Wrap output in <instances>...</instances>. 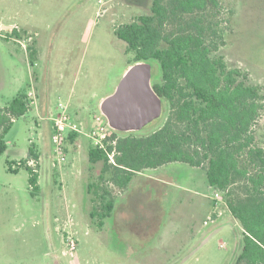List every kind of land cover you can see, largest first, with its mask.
<instances>
[{"label":"rangeland","instance_id":"rangeland-1","mask_svg":"<svg viewBox=\"0 0 264 264\" xmlns=\"http://www.w3.org/2000/svg\"><path fill=\"white\" fill-rule=\"evenodd\" d=\"M220 3V10L210 8L205 14V20L223 35V39L208 37L217 45L214 53L222 54L229 67L239 68L247 83L264 88V0ZM152 5L153 0H0V34L13 27L2 28L1 22L21 29L10 32L19 43L11 44L16 54L10 60L3 49L9 45L0 37V84L2 78L9 81L20 74L13 63L21 68L25 51L33 77L34 62L40 63L41 72L39 88L33 81L27 87L34 92L31 109L15 120L5 137L9 151L0 157V264L239 263L244 229L224 196L218 206L221 217L207 218L217 207L206 164L198 168L171 162L120 187L112 181V170L104 172V162L89 160L95 118L105 116L101 101L115 91L135 62V52L116 31L150 14ZM149 62L152 84L161 82L160 63ZM46 87L52 113L63 103L73 118L84 122L83 132L80 138L71 133L66 137L67 160L50 175L39 165L42 178L33 190L29 171L17 164L32 145L40 154ZM13 96L8 93L5 98ZM170 113L171 105L163 99L162 116L130 133L147 135L161 127ZM255 130L256 143L264 148V110ZM31 139L39 145H30ZM45 141L56 160L52 138L46 136ZM245 159L241 161L246 165ZM11 165L17 170L11 171ZM107 200H113L114 209L102 219ZM95 211L98 215L93 216ZM71 235L77 243L74 251L67 244Z\"/></svg>","mask_w":264,"mask_h":264},{"label":"trees","instance_id":"trees-1","mask_svg":"<svg viewBox=\"0 0 264 264\" xmlns=\"http://www.w3.org/2000/svg\"><path fill=\"white\" fill-rule=\"evenodd\" d=\"M210 8L220 10V0H153L150 14L118 28L117 36L135 52L134 63L153 59L160 63L162 80L153 87L169 102L171 113L147 135L118 136L115 163L95 146L89 150V160L104 162V172L112 170V181L120 187L146 168L171 162L206 164L209 185L223 191L229 210L244 229L239 263L263 264L264 148L256 143L255 126L264 110V88L247 83L239 68L229 67L222 54L214 53L217 45L208 37L223 39V35L205 20ZM30 109L25 92L0 107V157L8 148L5 137L15 120ZM38 159L32 145L29 157L18 165L29 171L33 190L39 187V176L29 161ZM113 209V200H107L100 217H108Z\"/></svg>","mask_w":264,"mask_h":264},{"label":"water","instance_id":"water-1","mask_svg":"<svg viewBox=\"0 0 264 264\" xmlns=\"http://www.w3.org/2000/svg\"><path fill=\"white\" fill-rule=\"evenodd\" d=\"M109 125L124 133L142 129L163 113V99L152 84V65L138 61L121 78L115 91L100 104Z\"/></svg>","mask_w":264,"mask_h":264},{"label":"crops","instance_id":"crops-1","mask_svg":"<svg viewBox=\"0 0 264 264\" xmlns=\"http://www.w3.org/2000/svg\"><path fill=\"white\" fill-rule=\"evenodd\" d=\"M14 25L15 24H13V23H4V22H1V27L2 28H8L9 29L10 27H12ZM10 32L11 31H8V34L9 35L6 34V35H3L2 36L0 34V37L5 40V43L7 45H9L8 46L9 48H7V46L3 45V47H4L3 49H5V51H7V55H8V59L9 60L12 59V58H14V54H16V50H15L16 48L13 47V46H11V44H13V43L19 44L17 42L18 40L15 37H13V35ZM26 56H28V55H27V53L25 51V58H23V60H22L23 63L21 65V68L16 63H13L14 66H15V68L17 70L20 69L19 70V72H20L19 75L13 76L12 79L9 80V81H7V79L5 80V79L2 78V82L0 84L1 85L0 86V101H3V99H4L6 102L3 103V104L0 103V107L6 105L10 100H12L15 96H17L19 93H21L23 91L26 94H28L30 92L29 91L30 89L27 88V87L31 84L32 81H33V85H36L37 84V87L39 88V85H40V74H41L40 68H39V64L40 63L38 64V62L35 60L36 62H34V71H33L34 77H33L32 72L29 71V63H28V59L26 58ZM34 79H35V82H34ZM45 79H46V77H45ZM25 85H26V87L24 88ZM38 88H37V90H39ZM48 89H49V87H46L45 89H43L44 98L46 97V100L43 101L44 103H43V108L41 110V119L43 120V125L44 126L46 125V127L43 128L42 146L39 145L36 141H34L32 139L30 140V145L32 143H36L37 145H39V148L38 147L37 148H38L40 154H39V159L37 161H35V163H36V170L38 171L39 165H42L43 172L46 175H50L51 172H52V170L56 168V167L53 166V161L54 160L52 158V148H50L49 146H47L46 145L47 141H45V137L46 136H48L50 138L51 135H52V120H51V117H52V108L48 104V96H49V95L47 96V90ZM8 93H13V95H14L10 100H9V98H5ZM41 96L42 95L40 94V97ZM75 120L84 123L81 120H77V119H75ZM78 134H79V138H80L82 135H81V133H78ZM29 149H30V147L25 152H23L22 156L19 158V163L17 164V166L23 160H25V159H27L29 157ZM8 151H9V146H8L5 154H7ZM41 151H43L44 153L41 154ZM88 156H89V150H88ZM165 165L159 166L158 168H146V169H143L141 172H137L135 176H142V173L143 172H148L147 170H157V169L159 170L160 168L163 169ZM41 178H42V176L39 175V181H38V184L39 185H40ZM208 217L209 216H207V218ZM207 218H205L206 219L205 220V224H206ZM207 225H208V223H207Z\"/></svg>","mask_w":264,"mask_h":264},{"label":"built area","instance_id":"built-area-1","mask_svg":"<svg viewBox=\"0 0 264 264\" xmlns=\"http://www.w3.org/2000/svg\"><path fill=\"white\" fill-rule=\"evenodd\" d=\"M14 29H18L19 31L21 30L20 27L13 26L11 28V32ZM21 43L22 41L19 40ZM23 44V43H22ZM33 91H30L28 93V99H33ZM33 103V101L30 100V104ZM64 106V107H63ZM105 116H96L95 118V125L94 129L91 132L90 137L92 138L93 144L95 147L103 150L107 156L109 157V162L110 163H115V154H116V149L115 145L118 140V136L116 134H113L110 129H113L107 119H104ZM52 142H53V152L56 155V160L54 159L53 161V166H59L63 163L66 162L67 160V155L64 149L65 146V139L70 133H81L83 124L80 121H76L67 111L65 105L63 103L59 104L58 111L56 113H52ZM114 130V129H113ZM113 146V150L110 151L109 147ZM29 165L36 167L35 160H30ZM214 193L211 195V198L215 202L216 209L213 214H210L208 217V220H215L216 215L219 217L222 215V211L219 209L220 203L223 201V191L217 188H213ZM219 206V207H218ZM220 210V211H219ZM208 221H206V224ZM67 244L69 245V250L74 251L77 247V243L74 240V238L71 236H68L67 239Z\"/></svg>","mask_w":264,"mask_h":264}]
</instances>
